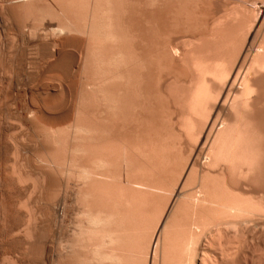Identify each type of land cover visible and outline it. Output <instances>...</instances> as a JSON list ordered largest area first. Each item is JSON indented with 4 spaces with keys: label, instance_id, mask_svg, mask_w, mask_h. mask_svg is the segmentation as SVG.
Listing matches in <instances>:
<instances>
[{
    "label": "bare ground",
    "instance_id": "1",
    "mask_svg": "<svg viewBox=\"0 0 264 264\" xmlns=\"http://www.w3.org/2000/svg\"><path fill=\"white\" fill-rule=\"evenodd\" d=\"M20 1L34 21L56 19L50 34L85 43L76 106L58 109L73 122L38 135L53 146L52 173L32 185L54 193L43 252L55 264H264V0L146 12L138 0ZM69 178L80 216L62 242ZM24 204L29 240L36 213Z\"/></svg>",
    "mask_w": 264,
    "mask_h": 264
},
{
    "label": "rangeland",
    "instance_id": "2",
    "mask_svg": "<svg viewBox=\"0 0 264 264\" xmlns=\"http://www.w3.org/2000/svg\"><path fill=\"white\" fill-rule=\"evenodd\" d=\"M131 1L134 2V5H131L133 8H137L138 5V7L141 6L140 9L143 8L142 10H145L146 12L157 6L161 7L160 3L165 0H138L137 2H139L140 6L135 2L136 0ZM152 1L153 3L150 4ZM20 2H18V0H0V264H55L56 262L42 250L43 243L48 242V240L51 239L53 232L52 217L49 209L50 204L54 199V193L51 190L50 192L45 187V184H41L42 186L40 185V190L37 188L36 190H33L32 188V185L35 182L36 172H51V170H48L49 168H45V165L42 162L45 157L48 158L45 152L51 144L44 143L38 135H40V132L44 127V130L51 129V131L55 129H65L73 122L72 117H66L67 120L64 117L68 112L67 110H71L76 106L75 103L77 101L74 100V97L75 99L78 97L77 92H79V90H77L76 85L78 84L77 87L80 86V65H82L84 57L85 43L83 42V46H81V42H78L80 39H77L78 37H81H76L77 35L65 34L67 36H63V34H58V32H56L54 35L51 33L52 36L50 37L51 29H53V32L57 31L55 30L57 25V21H55L56 19L54 17H49L51 19L49 20L50 22L48 21V17L45 19L42 18L43 20L37 19L35 20L37 23H43L37 25L34 23L35 21L32 16L30 18L27 13L26 15H23L25 12L23 11L24 9L20 7L22 3ZM143 5L147 9L143 7ZM21 9L22 12H24L23 14L22 12L19 13ZM27 15L29 17H26ZM24 20L28 21L25 22ZM51 21L54 22L51 23ZM19 24L21 26H19ZM49 24H52V28H50L51 26L49 27ZM38 26H41L40 29ZM34 27L36 29H34ZM46 27H49V30ZM19 31L26 35V38L23 35L25 39L19 38L22 36L18 33ZM33 31L35 32V35H32ZM30 34L33 37H31ZM53 36L56 38H53ZM76 66L79 70H77ZM73 69H75L74 71L76 74L74 72L71 75ZM74 74L77 77L74 76ZM71 76L76 78L79 77V83L75 80L76 78L73 79ZM71 89H75L76 94H74L77 96L73 95L72 97V95L69 94L68 91H70V93L71 91H74ZM68 102L69 104L71 103V109L67 107L69 106ZM72 102L75 104L74 106ZM63 105L68 109L65 108L64 110L67 112H62L61 114V112H58V109L59 107L64 108L61 107ZM64 110L62 109V111ZM38 111L40 112V115H38ZM57 112L60 113V117ZM61 116H63L64 119H62ZM35 124L36 126H34ZM51 147L53 146L51 145L50 148ZM19 149H21L23 153ZM59 155L60 154L55 157H58ZM55 157L50 155V159H57L59 162L61 156H59V158ZM18 169L20 172H24L28 175V178H26L27 182L24 179L25 182H22L23 184H19L20 182L16 183L15 179L17 176L15 177L14 173L17 174ZM69 179L68 182L71 185L68 183L70 187L68 186V189H66V192L69 194L66 193V199L69 198L66 205L68 204L69 206H67L68 209L66 208V211H64L65 215L63 214V218L60 219L58 232L59 238L62 242L69 238L67 236H69L72 229H75V223L79 219V217L76 216H80L78 213L80 211V207L78 208L79 203L76 202L78 200H76V197L72 192L73 190L71 191L73 185L71 182L74 183L73 187L76 186V183L74 179ZM63 191L65 190L63 189ZM70 193L73 195H70ZM72 196L75 198L74 200H72ZM71 201L74 202L71 203ZM24 203H28V205L30 204L33 211L36 213L34 233L29 240L26 238L24 239L26 220L23 218L22 214L27 207L24 206V209ZM75 211H77V214H75Z\"/></svg>",
    "mask_w": 264,
    "mask_h": 264
}]
</instances>
